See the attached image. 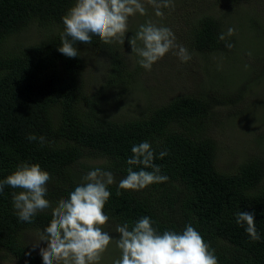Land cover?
I'll list each match as a JSON object with an SVG mask.
<instances>
[{"label":"trees","instance_id":"1","mask_svg":"<svg viewBox=\"0 0 264 264\" xmlns=\"http://www.w3.org/2000/svg\"><path fill=\"white\" fill-rule=\"evenodd\" d=\"M217 1L185 0L197 10L188 11L185 18L191 52L227 50V37L219 39L224 33L221 20L213 13ZM74 3L0 0V178L21 162L38 163L52 177L48 202L54 211L93 168L113 172L117 182L122 179L132 145L147 140L157 153L167 151L154 163L169 179L119 194L116 184L109 186L104 209L109 221L132 223L148 215L161 232L180 231L191 223L215 250L218 264H264V155L253 152L233 171H223L210 134L215 108L233 99L202 88L181 91L165 102L149 101L134 116L111 114L106 108L110 95L119 100L136 78L126 61L131 46L128 38L123 45L95 41L92 48L80 46V60L66 59L57 47L62 17ZM30 25L40 27L36 36L18 40ZM90 50L105 58L100 87L93 91L86 80ZM29 134L42 141L30 142ZM13 191L20 189L6 186L0 194V264H43L38 253L26 259L34 248L27 234L47 231L52 214L38 216L32 224L19 221ZM238 211L254 213L260 241L249 239L235 223Z\"/></svg>","mask_w":264,"mask_h":264},{"label":"clouds","instance_id":"2","mask_svg":"<svg viewBox=\"0 0 264 264\" xmlns=\"http://www.w3.org/2000/svg\"><path fill=\"white\" fill-rule=\"evenodd\" d=\"M145 3L150 4L157 17H163V8L173 7L174 0H75L62 17L64 30L57 47L69 61L80 60V46L92 48L95 41L110 44L114 40L124 44L129 32V18L137 14L147 15ZM229 28L219 39L234 34ZM174 32L167 26L151 21L140 24L134 35L128 38L131 54L145 70L173 49L181 62L191 59L188 50L175 43ZM233 45L226 44L231 48ZM27 139L36 141L35 134ZM167 151L157 153L147 140L133 144L127 158V174L118 182L113 172L100 167L89 170L59 201L55 210L48 202V186L52 177L46 174L38 163L21 162L8 175L0 178V194L6 186L20 191L12 192V206L19 221L34 223L38 216L51 212L52 222L48 230L41 232L32 253L26 257L31 261L37 253L43 264H99L102 254L115 240L120 255L112 264H218L215 250L204 240L201 233L191 224L180 231L154 227V221L144 215L132 223L117 224L114 236L104 230L110 220L104 211L113 184L117 193L141 191L153 184L166 182L169 177L161 173L156 159H162ZM235 223L242 227L249 239L260 241L261 235L255 224L254 213H234ZM46 248V250H44Z\"/></svg>","mask_w":264,"mask_h":264},{"label":"rangeland","instance_id":"3","mask_svg":"<svg viewBox=\"0 0 264 264\" xmlns=\"http://www.w3.org/2000/svg\"><path fill=\"white\" fill-rule=\"evenodd\" d=\"M145 6L147 15L129 18L125 39L134 35L140 24L151 21L169 27L175 34L176 45L185 47L191 59L181 62L176 55L178 49H173L153 64L151 70H145L137 63L136 55L131 54V48L127 49V65L129 69L134 68L136 78L125 93L121 92L119 100L110 95L106 103L109 112L134 116L149 101L165 102L181 91L213 89L222 98L233 99L215 108L211 123L214 127L210 134L217 143L218 167L233 171L245 156L253 152L264 155V0H218L213 13L220 18L224 33L229 28L235 29L234 34L227 37V43L233 46L209 54L191 52L190 41L185 38L186 13L196 12L194 5H186L185 0H174L173 7L162 9L163 17L155 16L150 4L145 3ZM254 16L253 21L250 18ZM39 30L37 25H30L16 38L28 42ZM115 43L120 45L117 40ZM86 56V80L88 89L93 91L100 87L105 58L93 50ZM103 227L116 235L113 222L108 221ZM39 235L27 234L28 242L34 248H43L36 243ZM119 255L114 240L102 254L99 264H112ZM8 264H15V261Z\"/></svg>","mask_w":264,"mask_h":264}]
</instances>
